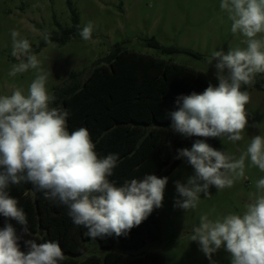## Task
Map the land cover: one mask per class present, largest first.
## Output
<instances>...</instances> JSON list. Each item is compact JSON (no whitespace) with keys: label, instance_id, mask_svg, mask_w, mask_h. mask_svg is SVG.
Masks as SVG:
<instances>
[{"label":"clouds","instance_id":"1","mask_svg":"<svg viewBox=\"0 0 264 264\" xmlns=\"http://www.w3.org/2000/svg\"><path fill=\"white\" fill-rule=\"evenodd\" d=\"M219 9L227 14L231 33L243 39L226 53L211 52L207 63L217 61L218 86L210 84L202 93L178 97L179 108L171 113L172 128L187 137L235 143L244 139L248 123L246 105L251 97L242 89L264 74V0H220ZM93 28L89 21L79 31L80 37L90 40ZM11 38V55L19 62L8 75L32 69L36 76L27 94L15 89L11 95H0V214L24 225L27 233L26 213L8 189L31 183L45 199L65 206L73 224L87 230V237L126 235L162 206L168 178L145 174L119 186L111 182L118 154L100 157L86 127L69 132L67 110L50 106L56 97L47 88L48 73L42 69V61L17 30H11ZM42 38L46 44L52 43L46 30ZM178 151L177 158H186L194 169L187 183L175 182L182 198L175 205L186 211L197 208L201 193L210 197V186L217 192L232 188L245 177L246 161L248 167L264 173L262 134L252 137L238 157L214 149L203 139L196 140L191 149ZM255 188L242 212L215 219L204 214L193 228L191 241L198 242L211 264H216L212 256L222 247L230 264H264V177L255 182ZM20 240L11 224L0 229V264H60L65 259L57 241L25 240V252Z\"/></svg>","mask_w":264,"mask_h":264},{"label":"rangeland","instance_id":"2","mask_svg":"<svg viewBox=\"0 0 264 264\" xmlns=\"http://www.w3.org/2000/svg\"><path fill=\"white\" fill-rule=\"evenodd\" d=\"M75 9L81 29L91 21L94 25L92 38L88 41L80 36H62L64 42H52L41 48L37 54L42 69L48 73L47 88L54 94L73 83L72 74H77L81 84L115 47L133 50L168 61L183 64L199 71L215 74L213 60L207 58L214 50L225 53L230 46H237L243 39L230 31L231 22L227 14L219 9L220 0H70ZM68 0H0V95H11L15 89L27 94L28 87L36 76V70L9 76L12 65L18 63L11 55V30H17L27 38L32 51L39 48L42 33H62L72 28V14ZM156 40L164 48L190 50L199 58L186 53H164L148 47L147 41ZM243 46V45H240ZM250 102L246 105L247 126L242 134L244 139L235 143L215 138L220 151L239 156L246 150L250 139L264 135V91L253 88ZM51 107L53 105H50ZM172 127V125H171ZM175 135H182L172 128ZM178 167L167 176L161 217V241H148L136 250H124L119 241L112 250L124 254L128 259L140 257L152 250H161L167 264H211L200 250L198 242L191 241L193 228L199 225L200 216L207 214L210 219L232 212H242L249 194L256 192L255 182L264 177L258 168L248 167L245 177L237 180L232 188L220 192L210 186V197L201 193L196 209L184 210L175 205L182 199L175 182L187 183L194 175L193 167L183 159ZM89 255L103 258L105 251L93 242L88 244ZM216 264H230V256L222 247L213 254Z\"/></svg>","mask_w":264,"mask_h":264},{"label":"trees","instance_id":"3","mask_svg":"<svg viewBox=\"0 0 264 264\" xmlns=\"http://www.w3.org/2000/svg\"><path fill=\"white\" fill-rule=\"evenodd\" d=\"M72 14L71 29L62 33L48 32L52 42H64L62 36L79 35L81 27L78 15L68 0ZM38 53L47 46L40 38ZM51 44V43H50ZM148 47L164 53H186L199 58L200 55L180 48H164L152 39ZM81 84L77 74H72L73 83L54 93L52 107L67 110L69 132L86 127L96 152L100 157L109 153L118 154L117 167L109 177L118 186L125 180L142 179L145 174L167 177L185 158H177L180 149H191L193 143L203 139L218 150L215 138L175 135L172 130L171 113L177 111V98L193 92L202 93L210 84L218 86L215 74L168 61L161 57L122 50L115 47ZM253 88L264 91V74L256 77L251 86L242 90L249 93ZM9 195L18 201L26 213L27 233L24 225L15 219L0 214V229L11 224L18 236L21 251L27 252L25 240L36 239L37 243L57 241L65 255L60 264H167L161 250H152L140 257L128 259L124 254L112 250L119 241L124 250L144 247L148 241H161V217L156 208L139 226L119 237H87L83 227L75 226L67 208L58 202L45 199L31 183L10 185ZM93 242L105 251L103 258L89 255L88 243Z\"/></svg>","mask_w":264,"mask_h":264}]
</instances>
